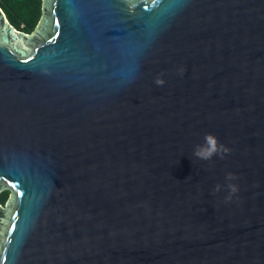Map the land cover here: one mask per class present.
<instances>
[{
    "label": "water",
    "instance_id": "1",
    "mask_svg": "<svg viewBox=\"0 0 264 264\" xmlns=\"http://www.w3.org/2000/svg\"><path fill=\"white\" fill-rule=\"evenodd\" d=\"M2 191L0 264H264V0L0 8Z\"/></svg>",
    "mask_w": 264,
    "mask_h": 264
},
{
    "label": "trees",
    "instance_id": "2",
    "mask_svg": "<svg viewBox=\"0 0 264 264\" xmlns=\"http://www.w3.org/2000/svg\"><path fill=\"white\" fill-rule=\"evenodd\" d=\"M8 22L17 30L30 31L40 16V0H0ZM8 192H0V204L7 198Z\"/></svg>",
    "mask_w": 264,
    "mask_h": 264
},
{
    "label": "clouds",
    "instance_id": "3",
    "mask_svg": "<svg viewBox=\"0 0 264 264\" xmlns=\"http://www.w3.org/2000/svg\"><path fill=\"white\" fill-rule=\"evenodd\" d=\"M155 83L157 86H163L165 81L158 78ZM229 153L230 149L225 147L223 144H220L218 138L215 135L206 134L204 136V142L202 144L196 145L192 155L199 160L208 161L216 156H219L221 159H223L224 156ZM238 179L239 178L234 173L229 172L225 176V184H217L215 186L214 191L216 193L227 190L228 195L225 197V203L230 202L232 198L239 192V186L234 183V181Z\"/></svg>",
    "mask_w": 264,
    "mask_h": 264
},
{
    "label": "snow or ice",
    "instance_id": "4",
    "mask_svg": "<svg viewBox=\"0 0 264 264\" xmlns=\"http://www.w3.org/2000/svg\"><path fill=\"white\" fill-rule=\"evenodd\" d=\"M154 2H155V0H154Z\"/></svg>",
    "mask_w": 264,
    "mask_h": 264
}]
</instances>
